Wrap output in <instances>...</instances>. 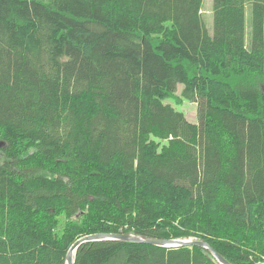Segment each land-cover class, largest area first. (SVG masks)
<instances>
[{"label":"trees","instance_id":"1","mask_svg":"<svg viewBox=\"0 0 264 264\" xmlns=\"http://www.w3.org/2000/svg\"><path fill=\"white\" fill-rule=\"evenodd\" d=\"M204 3L0 0V264L264 262V0Z\"/></svg>","mask_w":264,"mask_h":264},{"label":"water","instance_id":"2","mask_svg":"<svg viewBox=\"0 0 264 264\" xmlns=\"http://www.w3.org/2000/svg\"><path fill=\"white\" fill-rule=\"evenodd\" d=\"M4 141H0V146L4 145ZM94 240H122V241H131V242H138V243H150L157 246H165V247H178V246H201L208 249L221 264H233L228 261L221 253H219L209 242L203 239H182V238H175V239H164V238H157V237H149L138 235L131 232H122V233H94L82 236L77 241H75L72 246L70 247L68 254H67V264H74V255L76 249L83 243L94 241ZM258 264H264L258 263Z\"/></svg>","mask_w":264,"mask_h":264},{"label":"rangeland","instance_id":"3","mask_svg":"<svg viewBox=\"0 0 264 264\" xmlns=\"http://www.w3.org/2000/svg\"><path fill=\"white\" fill-rule=\"evenodd\" d=\"M247 33L250 31V7H247ZM203 15L207 22V26L211 33H213V0H205L203 6ZM183 84L178 85L176 92L177 98H168L165 102H169L174 105L178 110L184 112L186 117L194 123L199 122L198 106L196 102L186 100L182 97ZM179 98V101L177 99ZM181 99V100H180ZM196 239V238H194Z\"/></svg>","mask_w":264,"mask_h":264}]
</instances>
